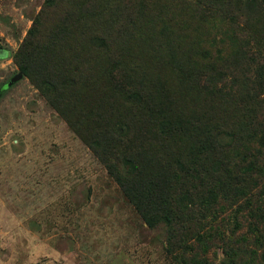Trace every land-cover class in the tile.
Masks as SVG:
<instances>
[{"label": "trees", "instance_id": "1", "mask_svg": "<svg viewBox=\"0 0 264 264\" xmlns=\"http://www.w3.org/2000/svg\"><path fill=\"white\" fill-rule=\"evenodd\" d=\"M56 2L20 70L145 223L199 248L226 214L264 232V0H83L78 26ZM251 232H230L231 264L255 257Z\"/></svg>", "mask_w": 264, "mask_h": 264}, {"label": "rangeland", "instance_id": "2", "mask_svg": "<svg viewBox=\"0 0 264 264\" xmlns=\"http://www.w3.org/2000/svg\"><path fill=\"white\" fill-rule=\"evenodd\" d=\"M56 1L0 0V264H231L230 232L249 229L256 255L242 264H264L255 212L222 216L216 239L200 248L180 243L163 224L151 229L34 74L20 70L29 32L64 11ZM69 5L73 26L91 24V18L75 23L83 0ZM254 207L264 212V191L255 193Z\"/></svg>", "mask_w": 264, "mask_h": 264}, {"label": "water", "instance_id": "3", "mask_svg": "<svg viewBox=\"0 0 264 264\" xmlns=\"http://www.w3.org/2000/svg\"><path fill=\"white\" fill-rule=\"evenodd\" d=\"M22 77V74L17 75V77L14 79V82L19 80Z\"/></svg>", "mask_w": 264, "mask_h": 264}]
</instances>
